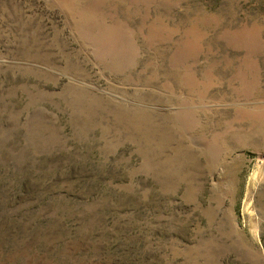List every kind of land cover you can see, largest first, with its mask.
Returning <instances> with one entry per match:
<instances>
[{"label": "rangeland", "instance_id": "obj_1", "mask_svg": "<svg viewBox=\"0 0 264 264\" xmlns=\"http://www.w3.org/2000/svg\"><path fill=\"white\" fill-rule=\"evenodd\" d=\"M0 264H264V0H0Z\"/></svg>", "mask_w": 264, "mask_h": 264}]
</instances>
